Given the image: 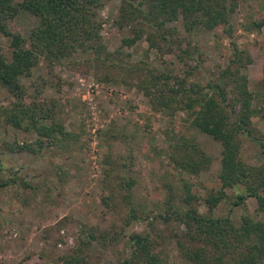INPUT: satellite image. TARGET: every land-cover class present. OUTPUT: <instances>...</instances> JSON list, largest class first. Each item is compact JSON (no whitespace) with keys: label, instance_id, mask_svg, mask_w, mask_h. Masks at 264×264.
<instances>
[{"label":"trees","instance_id":"1","mask_svg":"<svg viewBox=\"0 0 264 264\" xmlns=\"http://www.w3.org/2000/svg\"><path fill=\"white\" fill-rule=\"evenodd\" d=\"M107 0H0V34L8 37L10 54L0 49V87L9 96L0 104V122L18 130L20 139H0V154L24 152L38 154L47 149L53 154H69L81 144V126L67 128L60 116L57 102L41 96L38 86L32 91L22 79L31 73L38 58L53 64L79 57L95 64L110 60L109 51L101 39L100 10ZM239 0H119L118 25H127L130 35L121 38V45H130L143 37L147 45L163 53H173L183 64L194 59V65L181 74L171 70L137 64L133 73L134 85L146 97L150 107L172 116L176 110L184 112L183 119L190 127L219 142L217 188H209L202 196L205 211L196 206L198 196L190 191L191 182L181 173L195 175L208 167L210 155L197 141L184 135H175L165 129L167 155L180 174L179 191L167 184L163 208L151 216L167 225L180 223L181 228L170 227L178 255L186 264H264V220L253 218L264 210V130L253 122L252 116L264 118V88L256 81L249 87L246 68L257 62L264 67V55L254 54L252 44L238 46L230 40L229 54L224 65H218L205 81L191 79L190 74L200 59L201 51L195 44L178 34L171 22L179 20L188 34L210 31L222 26L231 35V15ZM19 10L37 17V22L24 34L11 31L10 21ZM264 15L244 16L245 30L259 31ZM195 54V56H194ZM106 79V75L103 76ZM261 75L259 80H263ZM251 141L258 149L257 162L241 157L242 141ZM19 167V166H18ZM18 167L3 166L0 186L30 183L17 174ZM59 180L67 170L53 169ZM121 194L128 210L120 222L108 227L95 223H80L73 246L57 258L60 264H166V255L158 247L159 233L154 231L148 214H139L131 205L132 180H122ZM226 188H233L232 194ZM109 198V195H107ZM228 198L230 205H245L247 213L234 220L228 213L214 214L217 203ZM136 219L146 220L141 229L125 230ZM125 237L121 255L114 259L103 256L104 249ZM93 243H96L95 246ZM97 251L98 255L94 252Z\"/></svg>","mask_w":264,"mask_h":264},{"label":"rangeland","instance_id":"2","mask_svg":"<svg viewBox=\"0 0 264 264\" xmlns=\"http://www.w3.org/2000/svg\"><path fill=\"white\" fill-rule=\"evenodd\" d=\"M119 0H107L101 10L100 34L106 49L113 51L110 60L95 64L79 57L64 59L53 64L38 58L31 73L22 79L32 91V84L40 88L41 96L57 102L60 116L67 128L77 130L81 126L80 142L69 154H53L42 149L38 154L4 152L0 154L3 166L18 167L17 174L30 183V187L18 184L0 186V264H60L57 258L74 244L80 223H95L108 227L119 223L128 210L122 198V180H132L131 205L139 214H148L154 231L159 233L158 247L166 255V264H186L178 255L174 240L169 237L170 227L151 216L161 212L167 184L179 191L180 174L172 166L167 155L165 129L171 128L177 135L193 138L210 155L207 168L195 175L181 173L190 185V191L199 198L196 206L205 211L202 196L209 188H217L216 173L219 167V142L209 135L190 127L183 119L184 112L176 110L172 116L150 107L146 97L134 85L137 64L181 74L192 67L179 61L173 53H163L147 45L143 37L130 45H121V38L130 35L127 25H118ZM264 15V0H239L231 15V35L217 25L210 31L186 33L179 20L171 22L178 34L195 44L201 51L200 59L190 74L191 79L205 81L218 65H224L229 54L230 40L238 46L252 44L257 58L264 55V23L259 31L245 30L241 22L244 16ZM37 22V17L19 10L9 23L13 32L24 34ZM0 49L8 57V37L0 34ZM195 56V54H194ZM249 87L256 81L264 88V67L257 60L246 68ZM106 75V79L103 76ZM9 99L0 87V104ZM252 122L264 130V118L252 116ZM20 139L18 130L0 122V139ZM257 147L244 139L241 157L257 162ZM67 170L59 180L53 169ZM0 169V176H5ZM230 195L233 188H226ZM109 195V198L107 197ZM249 201L243 205H230L228 198L217 203L214 214L228 213L234 220L249 211ZM264 220V210L251 214ZM146 220L136 219L125 230L141 229ZM94 246L96 243H93ZM126 249L125 237L109 245L103 256L114 259ZM98 255V252H94ZM95 260L96 256L91 257ZM89 263L92 264V260Z\"/></svg>","mask_w":264,"mask_h":264}]
</instances>
